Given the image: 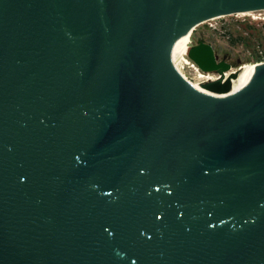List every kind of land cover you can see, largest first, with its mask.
<instances>
[{"label": "water", "instance_id": "1", "mask_svg": "<svg viewBox=\"0 0 264 264\" xmlns=\"http://www.w3.org/2000/svg\"><path fill=\"white\" fill-rule=\"evenodd\" d=\"M263 9L0 0V264H264V61L236 76L199 40L222 78L190 84L173 54Z\"/></svg>", "mask_w": 264, "mask_h": 264}, {"label": "rangeland", "instance_id": "2", "mask_svg": "<svg viewBox=\"0 0 264 264\" xmlns=\"http://www.w3.org/2000/svg\"><path fill=\"white\" fill-rule=\"evenodd\" d=\"M189 38V45L197 39L209 43L218 59L236 68L263 61L264 9L210 18L194 26ZM188 60L193 66L185 67L187 81L196 82L198 71L202 70L189 57Z\"/></svg>", "mask_w": 264, "mask_h": 264}, {"label": "bare ground", "instance_id": "3", "mask_svg": "<svg viewBox=\"0 0 264 264\" xmlns=\"http://www.w3.org/2000/svg\"><path fill=\"white\" fill-rule=\"evenodd\" d=\"M247 12V11H245ZM245 12H237L238 14H244ZM220 17V16H217ZM215 18V17H213ZM196 26V25H195ZM194 28V27H193ZM193 28L185 35L181 36L176 40L173 46V54H174V63H175V68L178 71V73L187 81V75L185 72V67L187 64L191 65V62L188 60V49L193 46L194 44H190V34L193 30ZM188 56V57H187ZM190 58V57H189ZM191 59V58H190ZM264 61V60H263ZM259 62V61H258ZM255 62L253 64H244V65H239L237 68L231 65L230 71H234L236 73V76H246V75H251L254 66L256 65ZM193 66V65H191ZM198 77L196 79L197 81H202V80H209V79H217V78H222V76L219 75V73L215 71H198ZM229 72H225L223 76L227 75ZM235 76V77H236ZM188 83H194L192 81H187Z\"/></svg>", "mask_w": 264, "mask_h": 264}, {"label": "flooded vegetation", "instance_id": "4", "mask_svg": "<svg viewBox=\"0 0 264 264\" xmlns=\"http://www.w3.org/2000/svg\"><path fill=\"white\" fill-rule=\"evenodd\" d=\"M199 40H200V39H197V41L194 43V45L197 44V42H198ZM219 60H220V59H218V61H219Z\"/></svg>", "mask_w": 264, "mask_h": 264}, {"label": "trees", "instance_id": "5", "mask_svg": "<svg viewBox=\"0 0 264 264\" xmlns=\"http://www.w3.org/2000/svg\"><path fill=\"white\" fill-rule=\"evenodd\" d=\"M262 59H260V61H261ZM257 61H259V60H257Z\"/></svg>", "mask_w": 264, "mask_h": 264}]
</instances>
